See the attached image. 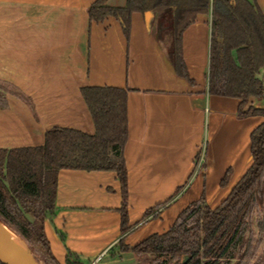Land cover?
<instances>
[{"label": "crops", "instance_id": "obj_1", "mask_svg": "<svg viewBox=\"0 0 264 264\" xmlns=\"http://www.w3.org/2000/svg\"><path fill=\"white\" fill-rule=\"evenodd\" d=\"M94 1L0 0V80L15 87L0 102V146L39 145L52 126L93 133L80 88L128 89L124 157L131 227L121 234L114 171L61 169L56 211L44 223L61 264L67 250L87 264L98 257L108 264L121 238L134 245L166 231L202 196L217 207L251 165L250 134L263 121L261 115L239 116L238 98L208 93L210 13H199L182 33L189 82L175 70L155 12H132L127 37L114 16L89 19ZM253 1L264 15V0ZM126 2L106 0L118 7ZM248 104L264 107V97ZM165 201L157 216L141 220Z\"/></svg>", "mask_w": 264, "mask_h": 264}, {"label": "trees", "instance_id": "obj_2", "mask_svg": "<svg viewBox=\"0 0 264 264\" xmlns=\"http://www.w3.org/2000/svg\"><path fill=\"white\" fill-rule=\"evenodd\" d=\"M134 11L158 15L175 70L189 82L182 33L199 13H210L208 93L238 98L239 116L261 115L263 121L250 134L251 165L221 204L211 208L202 196L181 210L166 231L152 233L134 245L121 238L119 251L131 252L148 264H264V251H258L264 217L257 220V229L252 224L254 213L264 204V107L248 104L252 98L264 97L260 76L264 70L263 13L253 0H127L123 7L95 0L88 7L90 20L114 16L127 37ZM4 88L15 92V87L0 80V102H4ZM80 92L94 123L93 133L52 126L39 145L0 146V223L20 237L42 264H61L44 229L45 220L56 211L61 169L114 171L122 196L118 208L121 234L131 227L124 157L128 89L83 86ZM166 202L147 209L141 220L157 216L153 212ZM59 235L64 240L63 233ZM65 264L87 263L67 250Z\"/></svg>", "mask_w": 264, "mask_h": 264}, {"label": "rangeland", "instance_id": "obj_3", "mask_svg": "<svg viewBox=\"0 0 264 264\" xmlns=\"http://www.w3.org/2000/svg\"><path fill=\"white\" fill-rule=\"evenodd\" d=\"M9 89L8 88H4V93H6ZM20 142V141H19ZM23 143H29L30 145L33 144L32 141L30 140H24L22 141ZM261 217H264V204L262 205V207L260 209H258L254 215H253V228L257 229L256 227V222L258 219H260ZM2 225V224H0ZM3 227H5L4 225H2ZM6 228V227H5ZM8 229V228H7ZM9 230V229H8ZM11 231V230H10ZM12 232V231H11ZM13 233V232H12ZM14 234V233H13ZM15 235V234H14ZM17 236V235H15ZM18 237V236H17ZM24 242V241H23ZM25 243V242H24ZM26 245V244H25ZM28 248V247H27ZM119 249V247H118ZM29 250V249H28ZM259 252L264 251V237L263 240L259 246ZM30 252V250H29ZM31 255V252H30ZM100 257L96 258L97 260L94 262L96 264H102L103 260L105 258L102 259V261L98 262ZM108 264H148L147 261H143L141 258L139 259L138 257L135 256V254L131 253V252H121L119 251L118 255L115 257L114 260L110 261V263Z\"/></svg>", "mask_w": 264, "mask_h": 264}, {"label": "bare ground", "instance_id": "obj_4", "mask_svg": "<svg viewBox=\"0 0 264 264\" xmlns=\"http://www.w3.org/2000/svg\"><path fill=\"white\" fill-rule=\"evenodd\" d=\"M0 242L11 252L28 258L30 252L20 237L15 236L10 230L0 225Z\"/></svg>", "mask_w": 264, "mask_h": 264}, {"label": "water", "instance_id": "obj_5", "mask_svg": "<svg viewBox=\"0 0 264 264\" xmlns=\"http://www.w3.org/2000/svg\"><path fill=\"white\" fill-rule=\"evenodd\" d=\"M147 14H150V12H147ZM185 259L186 257H184L182 261H184ZM0 261L3 264H42L40 261L33 258L32 255H30L28 258H23L11 252L1 242H0Z\"/></svg>", "mask_w": 264, "mask_h": 264}, {"label": "built area", "instance_id": "obj_6", "mask_svg": "<svg viewBox=\"0 0 264 264\" xmlns=\"http://www.w3.org/2000/svg\"><path fill=\"white\" fill-rule=\"evenodd\" d=\"M198 165H199V164H198ZM198 165H197V166H198Z\"/></svg>", "mask_w": 264, "mask_h": 264}]
</instances>
